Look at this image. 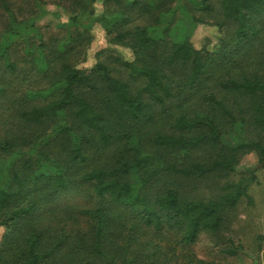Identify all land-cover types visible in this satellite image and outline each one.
<instances>
[{"label": "trees", "instance_id": "obj_1", "mask_svg": "<svg viewBox=\"0 0 264 264\" xmlns=\"http://www.w3.org/2000/svg\"><path fill=\"white\" fill-rule=\"evenodd\" d=\"M51 1L69 25L46 41L0 0V264L169 262L160 242L229 229L253 203L237 165L264 160V0ZM183 20L216 42L195 46ZM95 24L107 45L82 66Z\"/></svg>", "mask_w": 264, "mask_h": 264}, {"label": "rangeland", "instance_id": "obj_2", "mask_svg": "<svg viewBox=\"0 0 264 264\" xmlns=\"http://www.w3.org/2000/svg\"><path fill=\"white\" fill-rule=\"evenodd\" d=\"M13 1L16 11L21 7L23 12L28 11L25 14V16L28 15L27 18L32 15L36 30L42 34L46 41L51 38H60L65 34V29L69 25L70 14L64 6L55 4L51 0H39L36 5H33L32 0ZM27 1L31 2L30 9L26 4ZM101 8V4L97 3V12ZM18 18H22V16ZM178 23L179 35L190 34L191 41L195 46L209 47L216 42L218 32L214 26L194 25L187 22V20ZM2 31L3 27L0 24V37ZM91 36L92 41L88 46L86 61L81 64L86 67L93 63L96 51L107 45L104 32L99 25L95 24L93 26ZM36 43L37 39L32 32L15 38L10 50V58L21 60L24 53H26V49L33 47ZM114 48L119 52L123 51L118 46ZM124 54L128 56L126 51H124ZM1 77L0 73V81L2 82ZM248 168H254L256 177L248 189L253 203L247 205L245 200L239 202L237 208L231 214L229 229L222 230V233L217 236L201 233L196 242L190 245L160 242V246H158L161 251L169 252L172 249L173 252L168 253V255L172 256V253H174L175 256L169 262H163L164 259L161 257V261L157 260L155 264H264V167L258 164L254 153L246 154L241 158L232 178L237 179L242 174L248 175ZM199 188L203 195H208L206 187L202 185ZM1 234L2 229H0V237ZM227 235L230 236L234 246L237 247L235 255H228L223 252V249L229 245L226 240Z\"/></svg>", "mask_w": 264, "mask_h": 264}, {"label": "water", "instance_id": "obj_3", "mask_svg": "<svg viewBox=\"0 0 264 264\" xmlns=\"http://www.w3.org/2000/svg\"><path fill=\"white\" fill-rule=\"evenodd\" d=\"M261 164L264 166V160L261 162Z\"/></svg>", "mask_w": 264, "mask_h": 264}]
</instances>
